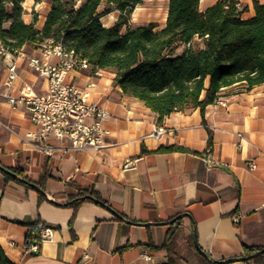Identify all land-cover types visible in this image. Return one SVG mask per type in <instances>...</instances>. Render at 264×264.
<instances>
[{
    "label": "crops",
    "instance_id": "1",
    "mask_svg": "<svg viewBox=\"0 0 264 264\" xmlns=\"http://www.w3.org/2000/svg\"><path fill=\"white\" fill-rule=\"evenodd\" d=\"M159 1L165 8L157 30L165 26L169 3ZM217 1L199 0V8ZM236 1L243 17L255 14V0ZM23 7L24 21H35L42 29L50 2L25 0ZM106 15H101L102 22L113 25L115 21L105 22ZM193 43L203 46L198 37ZM186 47L179 44L174 53ZM21 52L12 57L0 53V89L6 88L15 63L17 77L10 92L44 93L47 77L28 64L29 56L43 58L38 43L24 45ZM47 61L55 64L58 57ZM115 75L112 69L88 65L67 76L109 112L104 126L110 132L99 150L39 152L29 135L37 127L25 108L0 102V165L23 169L27 178L41 180L45 191L41 200L35 186L20 181L23 175L7 179L0 169V248L17 264H168L171 256L174 264H204L193 254L191 239L196 238L211 264H264L242 258L245 246H264V82L251 89L242 83L223 88L204 114L191 107L159 119L144 101L125 94ZM90 82L94 84L88 86ZM154 125L168 131L151 136ZM171 146L188 150H162ZM127 159L133 163L125 166ZM45 174L49 176L43 178ZM77 187L96 190L109 207L94 200L76 209L67 205ZM236 214L241 215L238 221ZM174 216L182 224L173 255L161 245ZM35 222L54 232L38 253H31L25 240Z\"/></svg>",
    "mask_w": 264,
    "mask_h": 264
},
{
    "label": "trees",
    "instance_id": "2",
    "mask_svg": "<svg viewBox=\"0 0 264 264\" xmlns=\"http://www.w3.org/2000/svg\"><path fill=\"white\" fill-rule=\"evenodd\" d=\"M24 1L0 0V41L5 48L17 52L28 43L45 39L60 42L75 49L93 69L114 70L115 84L125 94L144 101L159 119L191 107H200L204 114L223 88L242 83L251 89L264 82V4L258 0L254 1L255 14L250 17L242 16L236 0H218L205 10H200L199 0H169L165 26L158 30L153 22L130 27L129 15L143 0H48L50 10L42 29L35 21H24ZM102 3L120 11L113 25L102 22ZM196 37L203 41L202 47L194 45ZM179 44L187 47L175 54ZM211 142L210 136L209 145ZM176 149L188 150L179 146L162 150ZM7 168L15 173L1 169L7 179L23 175L20 181L28 186L37 184L40 199L45 197L41 180L27 178L21 168ZM69 198L66 204L75 209L86 200L109 207L108 201L90 187H77ZM175 217L161 245L173 255L176 230L182 224L181 217ZM39 223L30 225L27 241L40 239ZM191 242L195 244L194 238ZM193 250L204 264L212 263L198 245ZM243 257L264 262V246H245ZM0 264L17 263L0 248ZM168 264H174L172 256Z\"/></svg>",
    "mask_w": 264,
    "mask_h": 264
},
{
    "label": "built area",
    "instance_id": "3",
    "mask_svg": "<svg viewBox=\"0 0 264 264\" xmlns=\"http://www.w3.org/2000/svg\"><path fill=\"white\" fill-rule=\"evenodd\" d=\"M239 4V3H238ZM43 58L29 56L28 64L41 75L47 77L49 85L44 93L22 91L12 94L9 88L17 77L16 64L9 67L8 76L4 82L5 89H0V102L5 101L13 108L24 107L36 130L29 133L34 137V147L39 152L52 155L57 150L102 149L106 146L109 130L104 121L109 112L97 101L89 99L88 92L74 83L67 81L71 72L81 71L89 63L75 49L62 43H54L52 39H45L38 43ZM0 53L7 56L22 54L21 50L12 52L3 47ZM55 55L58 61L51 64L47 59ZM94 83L90 82L88 86ZM224 104V103H223ZM164 126L154 125L151 136L159 137L167 132ZM209 160V159H208ZM210 161V160H209ZM133 163L127 159L125 166ZM255 162H249V168H255ZM240 214L234 215L238 221ZM40 239L38 241L25 240V250L31 253L40 251L41 243L53 235V228L39 223Z\"/></svg>",
    "mask_w": 264,
    "mask_h": 264
},
{
    "label": "rangeland",
    "instance_id": "4",
    "mask_svg": "<svg viewBox=\"0 0 264 264\" xmlns=\"http://www.w3.org/2000/svg\"><path fill=\"white\" fill-rule=\"evenodd\" d=\"M164 4L159 0H143L142 3L138 4L136 8L129 15L130 27H134L138 24H146L153 22L160 24L164 17ZM101 15L108 14L104 17L105 22L111 23L117 21L120 16L119 10L107 8L105 3L99 8ZM127 26H123L125 30Z\"/></svg>",
    "mask_w": 264,
    "mask_h": 264
},
{
    "label": "water",
    "instance_id": "5",
    "mask_svg": "<svg viewBox=\"0 0 264 264\" xmlns=\"http://www.w3.org/2000/svg\"><path fill=\"white\" fill-rule=\"evenodd\" d=\"M0 169H5L6 171H8V172H10V173H12V174H14L15 175V173L14 172H12L11 170H9L7 167H5V166H3V165H0ZM16 176H17V174H16ZM33 186H35L37 189H39V187L38 186H36V184H33ZM44 193H45V191H43ZM115 213H117L116 211H114ZM185 214H187V213H185ZM177 217H179V216H176L175 218H177ZM174 219H172L171 221H173ZM195 244H196V246L198 245L197 244V239L195 238ZM202 251V250H201ZM202 253L203 254H206L204 251H202ZM243 259H247V258H245V257H242ZM216 262H220V263H222V262H224V260H215Z\"/></svg>",
    "mask_w": 264,
    "mask_h": 264
}]
</instances>
